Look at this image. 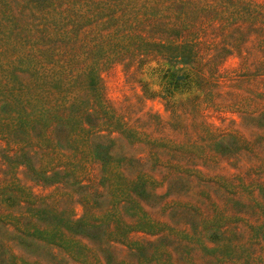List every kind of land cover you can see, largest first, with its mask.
<instances>
[{"label":"rangeland","instance_id":"374dc122","mask_svg":"<svg viewBox=\"0 0 264 264\" xmlns=\"http://www.w3.org/2000/svg\"><path fill=\"white\" fill-rule=\"evenodd\" d=\"M0 0V264H264V0Z\"/></svg>","mask_w":264,"mask_h":264},{"label":"trees","instance_id":"16d2710c","mask_svg":"<svg viewBox=\"0 0 264 264\" xmlns=\"http://www.w3.org/2000/svg\"><path fill=\"white\" fill-rule=\"evenodd\" d=\"M46 7L47 5L45 0L43 2H35L30 5L31 12H33L34 15L43 13Z\"/></svg>","mask_w":264,"mask_h":264}]
</instances>
